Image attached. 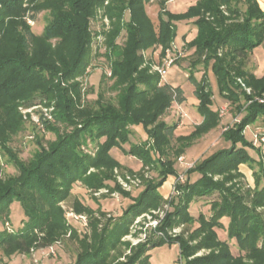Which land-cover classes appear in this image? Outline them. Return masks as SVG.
Here are the masks:
<instances>
[{
  "label": "trees",
  "instance_id": "1",
  "mask_svg": "<svg viewBox=\"0 0 264 264\" xmlns=\"http://www.w3.org/2000/svg\"><path fill=\"white\" fill-rule=\"evenodd\" d=\"M148 1L0 0V151L17 168L16 174L2 177L0 165V219L9 224V205L14 200L20 202L27 218L17 232L5 225L0 230L3 253H29L33 245H49L65 234L68 224L59 202L68 199L76 181L91 191L106 187L130 197L117 183L115 168L143 176L141 169L147 166L157 171L160 180H145L122 214L117 219L107 217L100 230L95 210L75 199L73 209L88 214L93 230L90 239L77 238L85 249L69 264H108L111 250L133 219L163 202L158 187L168 175H178L174 166L177 157L195 138L216 127L219 116L218 110L210 108L213 93L207 71L199 80L191 75L199 99L197 111L203 118L189 134L174 136L172 143L175 124L160 117L173 100L183 102L185 96L180 87L159 84L160 74L149 71L139 51L161 45L160 54H164L175 37V22L191 19L196 34L188 45L196 49L194 62L211 65L220 95L236 104L234 113L241 116L221 134L230 141V147L192 163L185 170V180L176 181L175 194L169 200L171 210L159 226L165 231L180 223L197 222L188 239L196 244L164 234L131 248L125 260L115 264H149L145 253L163 243L178 245L181 264H264V247L258 246L264 234V218L256 211L264 206V157L259 148L263 141L255 145L253 138L249 141L244 134L255 120L261 121L264 129V103L254 100L264 95V74L257 77L244 67L252 49L264 45V10L258 0H194L184 11L171 12L165 6L167 0H159L156 27L145 10ZM40 11L47 13L46 23L42 32L35 34L27 21H34ZM101 14L109 17L110 27L93 32L90 20ZM123 30L125 40L119 45L115 41ZM98 33L105 36L104 54L110 67V75L101 77L112 80L109 88L115 91V100L104 98V91L99 90L93 102H85L78 77L86 72ZM237 77L253 92L242 89L239 95ZM35 98L52 105L54 122L42 116L40 121L55 138L44 145L36 137L37 149L23 162L10 143L26 124L18 106L32 104ZM240 98L244 102L240 103ZM137 125H142L147 137L136 143L130 136ZM125 143L129 144L127 150L123 148ZM88 145L93 152L84 151L82 146ZM113 147L138 158L142 162L140 172L115 159L110 153ZM244 167L251 169L253 186L243 190ZM192 173L197 174L193 182L189 178ZM215 193L217 198L211 200L208 216L189 215L190 202ZM99 212L106 217L105 212ZM223 217L228 220L227 227L221 222ZM219 227L226 229L229 239L236 240L237 255L226 240L219 239ZM76 235L73 230L72 237ZM202 248L209 250L207 255L188 258Z\"/></svg>",
  "mask_w": 264,
  "mask_h": 264
},
{
  "label": "rangeland",
  "instance_id": "2",
  "mask_svg": "<svg viewBox=\"0 0 264 264\" xmlns=\"http://www.w3.org/2000/svg\"><path fill=\"white\" fill-rule=\"evenodd\" d=\"M158 2L159 0H149L145 4V10L156 27L158 25V11L160 8ZM106 3L107 1H105V4ZM191 3H194V0H167L165 6L171 12H181ZM222 9L225 8L222 7ZM127 13L128 11L126 10L125 19L128 18ZM46 18L47 13L45 11H40L36 14L34 21H27L30 23L33 33L40 34L42 32L46 23ZM175 24V37L172 39L168 48H166L164 54H160L162 49L161 45H154L152 48L139 51V53L143 55L145 63L149 65V71L157 72L158 74L159 72L156 67L161 66L170 56L173 60L170 63V66L166 68L164 75L160 76V81L158 82L161 85H171L173 88L180 87L185 96L183 102L173 100L160 119L168 124H175L173 137L171 139L172 143L175 142L174 136L189 134L194 129V126L202 121L203 117L198 113L196 107L199 99L195 94V85L190 79V76L192 75L195 79L199 80L201 79L204 70H206L209 87L213 93L212 105L210 108L212 110H218L219 123L216 127L200 135L198 138H195L191 145L185 149V152L177 157L174 166L178 175H168L167 178H165L166 180L158 187V191L163 197V202H161L159 206L152 207L133 219L128 227V231L121 235L117 247L111 250L108 264H115L117 261H124L129 255L131 248L145 242L148 238L154 239L160 238L161 236L164 237V234L171 239L178 236L183 237L190 245L196 244V241L188 239L191 230L198 226L197 222L191 224L180 223L172 227H167L165 231L160 230L159 226L162 224L167 212L171 210L172 206L169 200L175 194L176 181L185 180V170L192 166V163L211 155L215 151L229 148L231 145L230 141L224 139L221 134L228 125L233 124L241 116V114L236 115L234 113L233 107H235L236 104H230L229 101L220 95L211 65L205 67L201 60L194 62L196 49L194 46L188 45L189 41L196 34V28L192 20L176 21ZM90 26L93 32H100L102 30L107 31L110 27L109 17L105 14H101V16L97 15L94 19L90 20ZM124 40L125 31L123 30L115 42L122 45ZM254 49H256V52L260 57L256 58ZM91 50V59L86 72L83 76L78 77L81 81V87L83 90L82 99L85 102H93L96 99L97 92L103 90L104 98L115 100V91L109 88L112 80L108 78L110 75V67L104 54L105 36L103 37L101 33H98L93 39ZM178 51H181L183 54L179 55ZM192 63L194 65H192ZM244 67L249 71H255L254 74L257 77H261L264 74V45H259L252 49V52L244 61ZM102 74H107L108 76L102 78ZM101 78L103 79L102 81ZM236 79L240 84V87L237 90L239 95L242 89L247 93L253 92L251 87L246 86L241 78L237 77ZM259 98L264 99V95L255 96L254 100L258 101ZM46 102L47 101L44 99L35 98L32 100V104L25 105V103H20L18 106L26 124L25 128L13 137L10 145L12 150L16 152L17 157L23 162H27L31 158L33 152L37 149V144L35 142L36 137H40L42 144L44 145L46 144V141L48 142L55 138V134L48 131V129H45L40 121V117L42 116L54 122L51 113L53 107L51 104L47 105ZM239 102H244V100L240 98ZM220 108L225 109V113L222 116L219 115ZM260 123L261 121L255 120L254 123L247 126L244 130L246 139L250 141L253 138V144L255 145L257 144L256 139L260 136H264V129ZM134 128V132L132 136H130L131 142L137 143L146 139V132L142 128V125L134 126ZM82 148L86 152L94 151L92 145H88V147L82 146ZM123 148L127 150L129 144L125 143ZM259 148L262 149V155L264 157V140L262 146H259ZM122 152V149L119 147H113L110 150L113 157H117L118 155L122 156L121 161L131 168V170L133 169L134 172L140 170L142 162L138 158ZM249 152L255 154V151L251 149H249ZM6 158L7 157L0 151L2 177L17 173V168L13 163L6 161ZM180 158L182 159L180 160ZM90 170H93V168H90ZM141 170H143V176L139 175V173H134L132 175L128 171H120L117 168L114 169L117 183L121 190L130 193V197L122 195L119 191L110 192L106 187L93 189L91 191V189L86 188L83 183L76 181L72 185L71 195L68 199L59 202L60 207L64 210L63 213L66 224H68L66 233L55 238V240L49 245L43 247L33 245L30 248L29 253L25 254L23 252H13L9 255L3 253L0 249V264H69L73 262L77 254L80 253V251L84 252L85 249L79 239L85 237L90 239L93 230L90 226V217L88 214L77 213L73 209V201L79 199L83 204L95 210V214L100 217L97 225V228L100 230L104 226L107 217L117 219L122 214V211L132 201L131 198L136 196L144 187L145 180L151 179L155 181V183L159 182L160 176H158L156 170L149 169L147 166H143V169ZM244 170L246 172V177L241 180L243 190L247 189L249 186H253L251 169L244 167ZM189 178L190 181L193 182L197 178V174L192 173ZM109 183L113 185V181H110ZM216 198L217 193L211 196L196 197V200L190 202L188 206L189 215L194 218H197L200 214L208 216L210 213L209 204L212 199ZM99 209L106 213V217L100 214ZM256 211L264 218V206H258ZM69 212L83 215L84 220L69 217ZM26 219L20 202L14 200L9 205V216L7 218L9 224L6 225V220L0 219V230L5 229V225L17 232L24 226ZM221 222L224 227H227L228 220L225 217L221 219ZM73 230L76 231L77 237H72ZM216 231L219 239L226 240L229 243L231 252L234 255H237L239 250L236 240L234 238L229 239L227 232H225L226 229L223 227L216 228ZM38 236H42V232L38 233ZM260 245L264 247V234H262L258 242V246ZM208 252V249L202 248L188 258L192 260L193 257L204 256L207 255ZM145 256H148L149 264H181L182 262L179 247L176 243H163L151 247L147 250Z\"/></svg>",
  "mask_w": 264,
  "mask_h": 264
},
{
  "label": "built area",
  "instance_id": "3",
  "mask_svg": "<svg viewBox=\"0 0 264 264\" xmlns=\"http://www.w3.org/2000/svg\"><path fill=\"white\" fill-rule=\"evenodd\" d=\"M178 52H179V53H178L179 55H180V54H183L181 51H178ZM172 60H173V59L170 58V56H169V58H167V59L162 63L161 66H157V67H156V69L158 70L160 76H163V75H164L166 68H167L168 66H170V63L172 62ZM258 101L264 103V99H262V98H259ZM224 113H225V109H224V108H220V109H219V115L222 116ZM49 117H51V116H49ZM262 139L264 140V136H260V137H258V139H256V141H258V140L263 141ZM256 141H255V142H256ZM181 159H182V158H180V160H181ZM68 216H69V217H74V218H78V219H81V220L83 219V220H84V216L81 215V214H75V213H73V212H69V213H68ZM8 229H10V228L8 227Z\"/></svg>",
  "mask_w": 264,
  "mask_h": 264
},
{
  "label": "crops",
  "instance_id": "4",
  "mask_svg": "<svg viewBox=\"0 0 264 264\" xmlns=\"http://www.w3.org/2000/svg\"><path fill=\"white\" fill-rule=\"evenodd\" d=\"M258 2H259L260 7L264 10V0H258ZM254 54H255L256 58H257V57H260V55L257 54L256 49H254ZM254 72H255V71H254ZM254 72H253V73H254ZM134 129H135V128H134ZM114 158L117 159L121 164L126 165L124 162L121 161L122 156L118 155L117 157H114Z\"/></svg>",
  "mask_w": 264,
  "mask_h": 264
}]
</instances>
